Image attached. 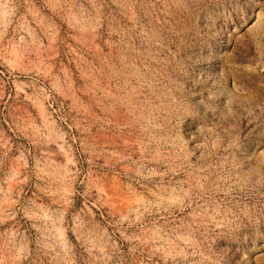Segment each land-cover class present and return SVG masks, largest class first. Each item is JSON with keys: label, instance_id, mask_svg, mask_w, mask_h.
<instances>
[{"label": "rangeland", "instance_id": "obj_1", "mask_svg": "<svg viewBox=\"0 0 264 264\" xmlns=\"http://www.w3.org/2000/svg\"><path fill=\"white\" fill-rule=\"evenodd\" d=\"M0 264H264V0H0Z\"/></svg>", "mask_w": 264, "mask_h": 264}]
</instances>
